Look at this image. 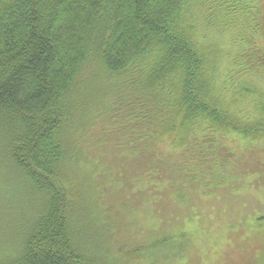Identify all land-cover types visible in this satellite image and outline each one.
<instances>
[{"label": "trees", "instance_id": "obj_1", "mask_svg": "<svg viewBox=\"0 0 264 264\" xmlns=\"http://www.w3.org/2000/svg\"><path fill=\"white\" fill-rule=\"evenodd\" d=\"M203 2L0 0V219L8 170L28 205L0 264H99L97 244L118 227L105 190L115 161L138 198L126 202L153 219L120 264H182L199 251L159 205L190 210L205 190L236 194L239 174L254 172L218 155L225 132L264 145L263 8ZM200 25L234 44L220 72L223 51ZM192 180L201 192H182Z\"/></svg>", "mask_w": 264, "mask_h": 264}, {"label": "rangeland", "instance_id": "obj_2", "mask_svg": "<svg viewBox=\"0 0 264 264\" xmlns=\"http://www.w3.org/2000/svg\"><path fill=\"white\" fill-rule=\"evenodd\" d=\"M211 3V0H204L203 8ZM264 13V0H259ZM201 24V23H200ZM200 30L219 43L223 51V57L219 60L218 71L222 70L226 65L228 58L226 54L234 49V44L229 43L228 38L220 37L213 26L200 25ZM232 29L227 31V35L233 34ZM231 48V50H230ZM224 75H221L223 78ZM221 146L216 148L218 155L230 157L231 155L242 157V165L244 160L250 161L248 167L251 168V174H239L241 177L240 186L233 192L230 197L224 193V189L213 190L211 197L205 190L201 200L192 195L194 199L201 201V206L197 209L177 210V208L166 199L159 205V208L166 213L167 223L170 225H182L185 231L191 234L196 247L199 251L194 252L192 256L183 260L182 264H264V145L259 140L251 141L243 138L234 132H225L223 139L220 138ZM109 149V148H108ZM106 150L104 158L106 161L113 158L115 150L109 155ZM118 162L115 161L114 174L109 176L108 207L111 208L112 221L118 223L116 232L111 239H105L102 247H99L97 254L99 255V264L103 261V257L108 256L115 264H120L119 258L125 247H131L137 243L139 238L140 223L150 224L153 219L150 215L144 216L137 202L127 203L130 198L138 199L133 189V197H130L122 189L126 185L120 180V171L124 169L118 168ZM119 170V172H118ZM103 176V175H102ZM229 176L224 175V178ZM5 174L0 175V184L3 185ZM99 185L102 187L106 183L105 177H100ZM125 179V177H123ZM123 180V179H122ZM224 182V181H223ZM191 183L200 184L197 181H186L181 186V191L185 193L198 194L202 188L192 185ZM8 190V207L3 211L4 218L0 219V247L11 246L13 241L17 239L18 230L21 227L22 218L28 213V205H26L25 194L19 189L17 180L8 170V182L6 184ZM173 193V192H172ZM86 197L89 195L85 193ZM1 205V203H0ZM199 209V210H198ZM150 210V209H148ZM155 210V207H154ZM1 213V212H0ZM125 246V247H124ZM104 255V256H103ZM101 256V257H100ZM129 264V263H128Z\"/></svg>", "mask_w": 264, "mask_h": 264}]
</instances>
